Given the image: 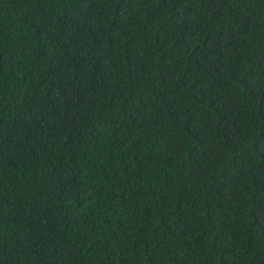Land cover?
Masks as SVG:
<instances>
[{"label":"trees","instance_id":"obj_1","mask_svg":"<svg viewBox=\"0 0 264 264\" xmlns=\"http://www.w3.org/2000/svg\"><path fill=\"white\" fill-rule=\"evenodd\" d=\"M0 264H264V0H0Z\"/></svg>","mask_w":264,"mask_h":264}]
</instances>
